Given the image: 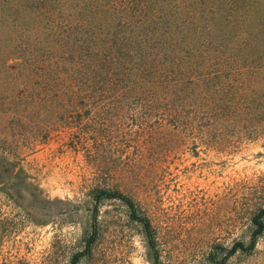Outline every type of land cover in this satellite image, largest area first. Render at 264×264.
Returning <instances> with one entry per match:
<instances>
[{
  "label": "rangeland",
  "instance_id": "374dc122",
  "mask_svg": "<svg viewBox=\"0 0 264 264\" xmlns=\"http://www.w3.org/2000/svg\"><path fill=\"white\" fill-rule=\"evenodd\" d=\"M193 2L197 21L172 28L194 41L178 53L190 64L179 69L186 133L160 127L147 106L38 96L41 59L28 61L24 48L41 57L50 39L31 18L0 15V155L16 176L0 174V264H69L93 234L78 264H156L121 201L95 205L96 187L138 204L158 264H219L236 242L248 244L264 205V0ZM225 264H264V231Z\"/></svg>",
  "mask_w": 264,
  "mask_h": 264
},
{
  "label": "trees",
  "instance_id": "16d2710c",
  "mask_svg": "<svg viewBox=\"0 0 264 264\" xmlns=\"http://www.w3.org/2000/svg\"><path fill=\"white\" fill-rule=\"evenodd\" d=\"M193 1L191 7V0H0V15H16V23L31 18L33 29L43 30L37 35L50 39L47 49L40 48L41 57L33 56L30 47L24 48L25 56L31 53L28 61L41 59L38 96L69 104L147 106L160 111V127L186 133L191 128L190 97L179 69L187 72L190 64L178 53L194 41H182L184 37H177L172 28L185 16L188 28L197 21L196 15L203 10ZM11 165L0 155V174L16 177ZM91 195L95 205L110 199L125 205L129 219L142 227L158 264L151 221L138 204L118 189L96 187ZM250 221L253 230L248 244L236 242L225 250L219 264H225L237 251L254 249L264 231V205L255 210ZM94 237L69 264H78L90 252Z\"/></svg>",
  "mask_w": 264,
  "mask_h": 264
}]
</instances>
